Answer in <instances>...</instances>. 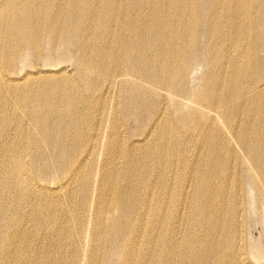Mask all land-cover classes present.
<instances>
[{"label":"bare ground","instance_id":"bare-ground-1","mask_svg":"<svg viewBox=\"0 0 264 264\" xmlns=\"http://www.w3.org/2000/svg\"><path fill=\"white\" fill-rule=\"evenodd\" d=\"M259 220L264 0H0V264H264Z\"/></svg>","mask_w":264,"mask_h":264},{"label":"rangeland","instance_id":"rangeland-1","mask_svg":"<svg viewBox=\"0 0 264 264\" xmlns=\"http://www.w3.org/2000/svg\"><path fill=\"white\" fill-rule=\"evenodd\" d=\"M65 68L70 71L71 70V65L69 63L64 64ZM255 215H253L254 217ZM260 223V224H259ZM250 228V229H249ZM262 229V230H261ZM248 235L251 237V241H253V245H256L257 251H261L262 248H264V224L261 220L259 221H251L247 228H246ZM261 241V242H260ZM259 242V243H258ZM259 245V246H258ZM260 246L262 248H260ZM264 250V249H263ZM258 251V252H259ZM251 261L255 262V259H250ZM260 261V260H259ZM262 261V260H261Z\"/></svg>","mask_w":264,"mask_h":264}]
</instances>
